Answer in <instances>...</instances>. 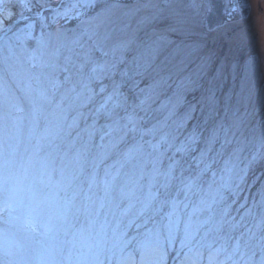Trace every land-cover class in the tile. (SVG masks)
Returning a JSON list of instances; mask_svg holds the SVG:
<instances>
[{
    "label": "snow or ice",
    "instance_id": "obj_1",
    "mask_svg": "<svg viewBox=\"0 0 264 264\" xmlns=\"http://www.w3.org/2000/svg\"><path fill=\"white\" fill-rule=\"evenodd\" d=\"M214 9L0 0V214L70 237L56 264H264V75H209L204 37L241 43Z\"/></svg>",
    "mask_w": 264,
    "mask_h": 264
},
{
    "label": "rangeland",
    "instance_id": "obj_2",
    "mask_svg": "<svg viewBox=\"0 0 264 264\" xmlns=\"http://www.w3.org/2000/svg\"><path fill=\"white\" fill-rule=\"evenodd\" d=\"M212 23L227 24L229 29L241 38L240 45L232 50L231 57L225 63L228 50L222 48L214 36L204 37L205 52L215 51L218 58L217 63L211 66L209 75L215 74L220 65H224V91L227 92L230 88L239 90L244 73L243 66L249 59L258 61L259 71L264 75V0H215ZM195 63L198 61H194L189 70L195 67ZM236 65L239 67L234 70ZM261 83L264 85V80ZM17 215L22 216V211L13 213V217ZM7 219L6 213L0 214V229H9V243L28 257L27 264H56L61 260L59 250L62 247L66 249L64 241L70 239L63 235L62 230L45 233L44 229L40 228L35 233H30L25 229L22 219H13L5 224ZM2 242L0 238V243ZM62 264H72L67 251L63 252Z\"/></svg>",
    "mask_w": 264,
    "mask_h": 264
}]
</instances>
